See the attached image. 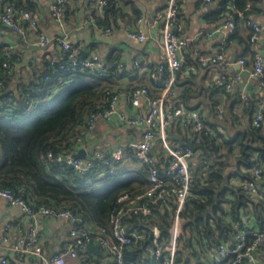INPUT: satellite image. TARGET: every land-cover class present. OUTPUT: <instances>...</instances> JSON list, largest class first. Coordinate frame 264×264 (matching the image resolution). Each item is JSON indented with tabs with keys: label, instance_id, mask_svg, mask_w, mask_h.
I'll return each instance as SVG.
<instances>
[{
	"label": "trees",
	"instance_id": "1",
	"mask_svg": "<svg viewBox=\"0 0 264 264\" xmlns=\"http://www.w3.org/2000/svg\"><path fill=\"white\" fill-rule=\"evenodd\" d=\"M6 2L36 12L30 3L24 5L21 0H4V4ZM258 2L218 0L217 8L212 12L213 18H220L222 23L232 19L236 24V28L228 32L224 48L237 33L240 21L248 27L246 46L253 57V64L254 43L251 36L254 29L251 22L260 10ZM4 28L8 27L0 20V187H10L15 191L24 189L25 195L34 199L36 204L64 206L77 213L84 222L109 227L111 217L119 207L120 194L149 184V166L132 154L113 165L97 159L95 168L103 172L114 167V173L96 179L95 171L84 176L67 163L46 161L45 156L50 151L56 154L75 151L74 130L90 112L98 108L107 90L117 88L116 81L123 76L117 66L122 61L106 58L111 65L110 72L100 77L87 71L59 70L56 63H50V59L57 54L52 55L46 59L39 73H34L28 82H19L17 90H13L15 54L2 39ZM80 55L87 56L81 51ZM8 61L10 64L4 65ZM247 63L251 64L249 60ZM177 82L180 98L187 106V90L191 88H181L179 77ZM38 86L41 91L34 90ZM217 86L225 92L223 86ZM134 87L131 86L130 91ZM237 98L218 112V101L217 105L216 101L211 104L206 114L200 111L207 129L199 135L200 152L195 155L206 161L208 166L195 180L192 187L194 195L180 212L181 230L176 251L178 264H201L212 247L224 241H233L238 229L252 224L259 227L264 221V199L250 198L241 184L251 176L252 166L264 161V108L263 119L256 125L254 114L260 97L253 99L248 94L244 103L240 95ZM125 126L130 132L136 130L141 134L140 129ZM175 129L176 124L169 132ZM84 130L86 133V129L82 133ZM190 134L188 136L192 137L193 132L190 131ZM173 141L179 143L176 139ZM97 146L115 147L112 142ZM168 158L167 152L163 151L162 172ZM91 178L93 180L89 182ZM87 185H91L90 190ZM174 212V208L167 205H155L152 213L132 217L130 228L147 234L144 225L157 227L158 241L165 243L170 239ZM248 238L251 240L252 236ZM145 239L126 247V264H159L148 249L151 245H145ZM261 250L263 252L259 257L264 261V245Z\"/></svg>",
	"mask_w": 264,
	"mask_h": 264
},
{
	"label": "built area",
	"instance_id": "2",
	"mask_svg": "<svg viewBox=\"0 0 264 264\" xmlns=\"http://www.w3.org/2000/svg\"><path fill=\"white\" fill-rule=\"evenodd\" d=\"M75 0H53L52 15L55 20L64 25L66 8ZM212 2L213 0H205ZM182 0H167L166 4L157 9L153 18L149 19V25H155L163 21V57L156 66L150 70L151 84H135L130 91L129 110H120V90L109 89L104 94V99L99 103L98 108L86 117L82 124H79L72 134L76 140L74 152L56 154L50 151L46 161H59L67 163L78 173L86 176L94 172V177H107L114 173V167L107 171L95 168L97 159L104 163L113 165L121 162L126 156H134L149 166V184L144 188L132 191H124L118 197L119 207L111 217L110 226H100L84 222L83 219L71 209L61 206L56 207L48 204H36L34 199L25 195V190L15 191L10 187H0V202L5 200L11 205L20 206L32 221L39 216L63 217L71 223L69 240L60 251L51 256H46L44 249L37 236L30 240L21 236L15 244L17 251H31L41 256V264H73L77 260L80 250H85L90 241L98 243L108 255L106 264H126L124 251L132 243L145 237L144 231L130 228L132 217L136 215H148L152 213L155 205H167L174 208L170 239L165 243H159V230L155 227L153 244L149 247L150 252L159 260V264H178L176 259L177 237L181 230L180 212L186 202L193 197V185L201 172L208 166L207 162L196 156L200 152L181 143L175 144L170 137V128L178 124L183 128H190L193 136L189 141L198 145L199 135L207 129L201 112L197 108H188L180 98L178 88V73L181 70L184 59L183 52L189 44L190 38L179 33L177 28L178 15ZM117 4V0H98V6L103 9L106 5ZM0 20L11 30L27 35L32 32L36 36V44L40 47H47L56 43L59 47L55 57L50 59L51 64H57L59 70L87 71L94 75L103 77L109 74L111 65L99 53L87 56L80 55V46L60 34H47L40 30L37 12L23 8H17L12 3L6 2L0 13ZM143 19L139 18L137 29L129 30L130 37L145 41L146 31L141 25ZM26 22V25L24 24ZM222 26L229 31L236 28L232 19H227ZM254 32L251 36L254 50V64L249 70L251 76L259 77L262 80V94L257 103V110L254 114V123L259 125L263 119L262 109L264 108V53L257 49L256 43L262 31V24L254 19L251 22ZM100 32L110 35L113 32L110 26H100ZM224 41H222L214 52L200 53L197 60L201 66L219 64L221 69L228 66L226 59ZM242 68L247 67L245 58L238 59ZM10 62H5L8 66ZM135 63V66L139 65ZM118 69H123L124 63H118ZM241 73L230 74L221 72L217 78V84L224 87L229 93L234 89L236 82L241 78ZM36 91H41L38 86ZM242 103L248 100V93L243 91L240 95ZM142 100L144 104H142ZM9 102V100H6ZM2 105V103L0 102ZM8 105V104H7ZM10 109V107H8ZM117 117L124 125L135 127L141 130L140 137L130 138L121 145L114 148L100 146L90 149L86 145L88 133L94 131L100 120L109 121ZM86 129L82 133V130ZM195 132V134H194ZM81 147L85 148V158L76 157L74 153ZM163 151L169 155L163 172L160 169ZM95 168V170H94ZM251 176L242 181V186L252 199H264V161L257 162L251 168ZM93 178L89 180L92 182ZM91 189V185H87ZM25 192V193H24ZM248 236H252L249 240ZM7 236H0V246L7 240ZM264 245V221L261 226L253 224L238 229L233 241L221 242L211 248L209 255L203 259L201 264H264L260 259ZM0 264H15L10 257L0 254Z\"/></svg>",
	"mask_w": 264,
	"mask_h": 264
},
{
	"label": "crops",
	"instance_id": "3",
	"mask_svg": "<svg viewBox=\"0 0 264 264\" xmlns=\"http://www.w3.org/2000/svg\"><path fill=\"white\" fill-rule=\"evenodd\" d=\"M21 1L24 5L32 4L31 6L36 9L41 31L66 37L79 45L80 51L86 55L99 53L104 58H112L124 63L125 67L121 69L123 76L116 81V87L120 90V110H129L131 86L151 84L150 70L163 57L164 25L163 21L149 25L148 20L154 17L156 10L163 7L167 0H117V4L108 5L103 9L98 6V0H75L66 8L63 26L52 15L53 0ZM258 3L260 10L256 14V19L263 28L256 47L264 53V0H259ZM217 5L218 0L212 2L182 0L177 21L179 33L190 38L183 52L184 63L179 71V83L181 88H191L187 90V106H190V109L197 108L204 114L209 111L211 104L214 105L215 101L216 105L218 101L217 112L226 105L228 107L235 98L239 99L243 91H246L253 99H258L262 94L261 78L251 76L249 73L253 67V57L246 46L249 29L242 21L239 22L237 33L224 49L226 59L229 61L225 69L222 70L219 64L200 66L197 63L198 54L214 52L217 46L227 38L228 30L222 26L220 18H213L212 15ZM3 6L4 0H0V13ZM139 18L143 19L141 25L147 34L146 40L142 42L129 35V30L137 29L140 25ZM24 24L26 25V22ZM106 24L113 29L110 35L100 32L99 27ZM1 35L8 48L15 54V77L11 86L13 90H17L19 82H28L34 73H39L44 68L46 59L56 55L59 50L56 43L40 47L36 44V36L30 31L27 35H21L9 28H4ZM242 57L251 62V64L247 63L246 68H242L238 63V59ZM136 62L140 64L135 66ZM221 72L242 75L230 95L223 93L217 86V78ZM142 104H144L143 100ZM132 131L130 132L117 117L109 121L100 120L94 131L88 133L86 145L93 149L98 144L112 142L116 147L130 138L140 137L139 131ZM190 131V128H183L176 124V129L170 133V137L172 141L176 139L180 143L178 138L172 137L178 134L184 141H189ZM70 226L69 220L63 217L41 215L36 221H32L20 206L11 205L2 200L0 202V236L5 235L8 239L0 246V254L10 257L15 264H41L40 255L15 249L18 239L24 236L28 242L23 247H27L31 246V238L37 236L45 255L51 256L67 244ZM144 227L148 232L147 234L144 232V238H147L148 228L151 226L144 225ZM148 244L152 245L153 239ZM79 252V258L73 260V264H106L108 260L107 252L101 246L100 252L88 248Z\"/></svg>",
	"mask_w": 264,
	"mask_h": 264
},
{
	"label": "water",
	"instance_id": "4",
	"mask_svg": "<svg viewBox=\"0 0 264 264\" xmlns=\"http://www.w3.org/2000/svg\"><path fill=\"white\" fill-rule=\"evenodd\" d=\"M173 138H178L180 140V143L183 145H187L193 149V151H196L198 148H200V145L194 144L192 141H184L180 135L176 134L172 136ZM86 150L85 148H81L79 151L74 153V156L76 157H82L85 158ZM149 235L145 240V245L150 243L153 239L154 233H155V228L149 227ZM87 248L89 250L95 251V252H100V245L96 244L94 241H90L87 244ZM81 251V250H80Z\"/></svg>",
	"mask_w": 264,
	"mask_h": 264
},
{
	"label": "bare ground",
	"instance_id": "5",
	"mask_svg": "<svg viewBox=\"0 0 264 264\" xmlns=\"http://www.w3.org/2000/svg\"><path fill=\"white\" fill-rule=\"evenodd\" d=\"M209 173V172H208ZM213 180V179H212ZM103 250V249H102ZM88 251V250H87Z\"/></svg>",
	"mask_w": 264,
	"mask_h": 264
}]
</instances>
